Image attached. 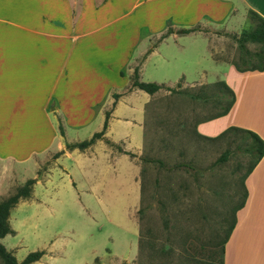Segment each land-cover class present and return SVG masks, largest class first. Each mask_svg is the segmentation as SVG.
Segmentation results:
<instances>
[{"label":"rangeland","instance_id":"1","mask_svg":"<svg viewBox=\"0 0 264 264\" xmlns=\"http://www.w3.org/2000/svg\"><path fill=\"white\" fill-rule=\"evenodd\" d=\"M143 9L145 21L129 26L113 55L103 56L102 89L120 94L115 106L106 99L94 114L69 119L62 140L81 142L100 131L105 107L111 109L106 137L134 156L103 139L55 159L53 139L49 148L55 153L41 155L36 170L31 145L48 125L23 115L25 105L13 97L0 103V161L12 155L23 159L1 165L0 200L32 176L40 181L32 186L35 198L31 192L11 209L9 224L15 232L0 240L17 261L42 250L44 255L32 264H222L223 240L243 199L249 158L231 145L233 153L219 162L228 140L213 141L197 131L200 121L216 112L210 102L166 89L149 95L126 88L136 66L142 81L175 87L181 76L178 45L188 41L194 70L196 58L189 49L195 50V42L189 44L194 39L203 49L198 60L206 67L207 82H216L224 65L215 61L235 62L240 54L237 44L222 35L223 28L239 33L249 22L236 15L209 27L211 58L201 38L174 34L156 43L165 20L174 15L175 0H155ZM166 24L173 26L170 20ZM153 46L158 50L143 60ZM259 47L248 44L251 51ZM192 72L188 81L199 77ZM182 86L188 87L185 81Z\"/></svg>","mask_w":264,"mask_h":264},{"label":"crops","instance_id":"2","mask_svg":"<svg viewBox=\"0 0 264 264\" xmlns=\"http://www.w3.org/2000/svg\"><path fill=\"white\" fill-rule=\"evenodd\" d=\"M152 1L155 0H0V103L13 97L25 105L20 111L23 115L30 119H43L48 125L46 132L38 130L31 145L34 169L37 170L42 163L41 155L55 153L49 148L53 139L57 142L56 153L64 151L60 156L71 157V150L65 149L67 141L63 143L59 132V118L65 134L69 119H84L94 114L106 99L112 98V106L113 94H118L119 99L120 94L116 91L107 88L103 92L102 89L104 53L113 55L120 35L129 26L145 21L143 8ZM250 10L264 18V0H175L174 15L165 20L160 35L166 30L168 20L173 28L200 23L208 29L239 15L249 22L250 28ZM176 23L189 26H176ZM223 29L228 33H238L226 27ZM208 32L171 35L206 40L204 49L211 57ZM187 43L185 40L178 45L176 66L181 73L179 79L182 78L187 86L206 84V67L200 66L201 61L198 60L203 53L198 39L189 43L195 44V50L189 49L194 51V70L199 77L187 80L188 73L192 75L194 71L191 57L188 58ZM157 46L149 48L143 60L156 52ZM215 62L224 65L216 81H224L233 90L235 101L226 115L198 124L197 131L204 136L215 137L229 126H236L252 130L264 141V71H239L231 59ZM129 87L130 80L126 90L135 89ZM103 109L105 112L109 110ZM104 137L109 139L106 134ZM60 156L54 158L59 159ZM14 157L2 158L0 167L2 164L7 166V161L17 164L23 160ZM46 179H49L48 175ZM39 182L36 180L33 188ZM244 184L247 196L243 207L236 212L235 226L225 243L223 264H264V156Z\"/></svg>","mask_w":264,"mask_h":264},{"label":"trees","instance_id":"3","mask_svg":"<svg viewBox=\"0 0 264 264\" xmlns=\"http://www.w3.org/2000/svg\"><path fill=\"white\" fill-rule=\"evenodd\" d=\"M248 18L251 22V27L249 29H243L239 33H228L224 32L222 35L230 37L236 44L239 49V56L237 61L234 62L236 68L239 71L246 70H259L264 71V18L261 17L258 13L250 10L248 11ZM208 32L207 28H204L200 23H197L190 27H179L173 28L171 25H167L166 30L156 39V43L161 42L163 39L168 37L173 33H178L180 35L189 34L193 32ZM248 44H257L259 49L251 51L248 48ZM150 49L147 51L149 52ZM130 87L129 89L135 88L146 92L149 95L157 93L161 89L169 90L171 93H184L187 94L193 100H203L205 102H210L213 108L216 109V112L208 117H205L200 122L208 121L214 118L221 117L226 115L235 101V95L233 90L224 82L216 81L213 83H206L194 86H188L183 88L181 78L179 82L176 83L175 87H171L164 83L157 82H144L140 79L139 67L136 66L133 69V72L130 76ZM199 88L195 90V87ZM194 91V92H193ZM118 94H113L114 102L112 107L115 105V101L118 98ZM111 113V109L105 112V120L103 122L102 129L100 131L94 132L89 139H86L81 142H73L65 144L66 150H71L73 148L85 149L92 145L96 140L105 139L104 134L107 128L108 119ZM59 132L64 136V129L62 126V121L59 118ZM206 138V137H204ZM210 140H228L230 147L227 148L222 155L219 157L218 161L223 162L228 159L229 155L233 153L231 145H235L234 148L238 151H241L249 158V166L247 167L244 177H243V199L241 203L235 209V212L243 207L245 199L247 196V191L245 187V179L252 172L257 163L264 156V141L262 138L255 132L249 129H244L236 126H229L223 130L219 135L215 137L208 138ZM108 144L117 148L119 151H122L125 154L134 156L130 152H125L121 149L119 145L114 144L113 142L105 139ZM64 151L55 153L54 157H58ZM181 167V165H180ZM35 183L33 178L27 179L25 183L17 187L16 191L0 200V240L7 234H12L15 231L10 227L9 224V215L11 209L21 200H26L31 196L32 186ZM236 223V217H234L232 223L230 224L228 231L223 240L222 246V255L224 254L225 243L233 230ZM44 255V251L37 250L29 252L22 261H17L15 256L10 252L1 242H0V259L3 264H32L36 261H39ZM223 264V259H222Z\"/></svg>","mask_w":264,"mask_h":264}]
</instances>
